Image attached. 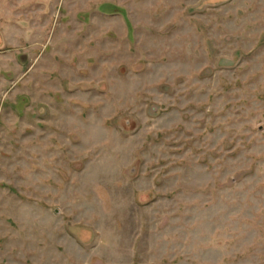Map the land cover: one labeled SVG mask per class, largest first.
Masks as SVG:
<instances>
[{
  "label": "rangeland",
  "instance_id": "1",
  "mask_svg": "<svg viewBox=\"0 0 264 264\" xmlns=\"http://www.w3.org/2000/svg\"><path fill=\"white\" fill-rule=\"evenodd\" d=\"M0 264H264V0H0Z\"/></svg>",
  "mask_w": 264,
  "mask_h": 264
}]
</instances>
